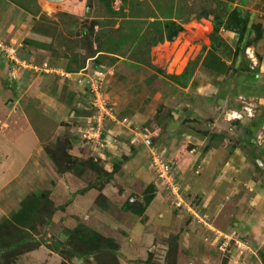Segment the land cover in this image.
<instances>
[{"label":"rangeland","instance_id":"1","mask_svg":"<svg viewBox=\"0 0 264 264\" xmlns=\"http://www.w3.org/2000/svg\"><path fill=\"white\" fill-rule=\"evenodd\" d=\"M9 1L30 15L25 18V27L20 30L27 35H17L13 44L16 46L17 41L21 43L18 54H13L16 58L15 65L24 67L23 69L31 67L34 73H49L48 68H52V63L53 67H61L64 71L55 72L64 77L60 85L52 84L50 87L53 80H48L50 82L44 84V89L48 92L54 89L57 98L64 99V104L70 111L76 108L77 102L84 106L80 109L84 112V119L74 120L72 113L68 117L67 109L63 108L66 112L52 121L56 125L41 128V135L46 137L42 139L40 156L36 157L35 162L37 166L45 167L48 175H44L45 171L40 175V170H33L34 164L32 169L24 164L18 168L20 172L14 174L16 176H10L14 178L0 192V195H4L2 193H8L9 189L19 187V190L14 191L15 195L5 201V206L0 207V210L6 211V217L0 214V225L18 210L24 196L34 194L42 197L34 205L35 212L29 224H20L22 229L29 231L32 242L27 243L23 249H15L9 264L108 262L109 254L101 251L97 254L89 253L86 258L75 257L70 253L67 240H72L70 230L78 225L112 239L118 264L242 263L245 259L242 261L244 247L242 249L240 243L247 242V239L239 237V233L244 234L243 229L232 222L221 221V218L218 221L217 218L211 219L208 225L205 223L202 213L206 206L215 208L217 201L214 200V185L204 181L224 173L221 166L229 165L230 159L227 158L232 148L238 147L243 155L244 165H257L255 161L259 160L255 156L258 153L256 149H259L264 137L258 134L263 128L262 124H256V121L263 119L262 112L257 110L258 104L249 96H243L245 90L240 92L241 97L231 98V101L224 100L226 95L223 93H227L232 85H237L240 79L248 81L252 68H257V61L261 58V37L255 43H246V30H249L251 24L259 23L262 34L264 0H132L133 8L128 7V2L122 6L120 0ZM232 7H237L246 15V28L242 33L219 30L225 43L233 49L235 46L239 49L235 50L234 55L232 50L229 59H226L208 47L207 35L211 29L212 15L200 16L204 12L224 14ZM153 14L160 19L164 15L170 16L181 25L182 30L170 41L158 42L141 50L136 47L135 53L132 52L133 43L130 39L124 40L115 53L105 52L107 48L113 49L110 44L112 40L124 39L131 36V33L134 37H140L149 20H152L149 16ZM141 20H145L141 28L132 32V28L137 27ZM28 30H31L30 33H27ZM249 34L253 35L250 31ZM9 36L10 34L6 38H0L10 45L11 39H7ZM24 37H32L46 46L37 47L33 42L27 43L29 47L23 46ZM26 52L29 57L24 56ZM38 53L44 57L39 61L36 56ZM208 53L228 63L224 77L228 80V85L224 87L227 90H214L217 101L210 112L188 113L186 107V113L180 114L182 105H188L182 94L186 93L188 99L194 96L200 83L206 80L213 82L212 70L204 68L208 60H203V55ZM196 56L199 57L197 64L184 87L167 77L169 74H178L185 63ZM138 58H146L151 66L136 62ZM97 63H101L106 69H94L98 76L95 78L97 83H91L88 76ZM82 67L86 73L80 83H77L74 75L67 77L68 73H76ZM246 67L250 72L246 71ZM67 68L73 71L69 72ZM215 68L222 70L220 64H216ZM4 75L6 76V72ZM86 78L88 82L85 81ZM4 82L8 86L9 81L5 79ZM20 84L23 85L24 80ZM92 86L97 88V100L103 99L105 107L112 108V122L103 114L96 122L95 116L99 110L89 103L95 99ZM248 87L246 90L249 91ZM21 89L18 90V95H22L23 99H28V95L33 97L37 92H25ZM154 95L159 100L149 107L148 102ZM36 99H33L34 102ZM124 103L128 109L123 106ZM43 107H48V104ZM230 108H234L236 112H229ZM136 112L143 116L136 115ZM249 117L255 122L249 120ZM123 119L125 120L122 121ZM93 123L104 135L103 138H109L108 141L115 146L112 152L114 158H108L105 165L99 160L94 161L87 150V142L79 135L81 128L78 130V126L86 128ZM114 123L122 127L115 126ZM114 126L120 133L113 134ZM48 128L54 130L52 143ZM130 129L133 130L132 136L127 134ZM183 133L194 134L199 139L195 144L194 135L186 136ZM250 136L251 144L248 143ZM76 137L83 144L79 141L77 147L72 148ZM132 138L136 145L129 142ZM253 139L257 144H254ZM19 140H24L22 143L27 144V148L35 141L31 132L27 136H19ZM252 149L255 151H251ZM62 152L71 158L68 163L59 160ZM74 159L75 162L70 163ZM234 160L231 159L230 162ZM91 162H95L100 172H109L115 166L116 169L127 170L114 175L112 173L109 178H98L91 170ZM129 163L139 170L134 175ZM165 163L168 173L167 179L162 183L165 170L157 167L164 166ZM239 163L238 160L237 164ZM191 164L194 165L193 169L183 172L184 166L192 167ZM259 164L261 163L258 161ZM177 165L181 167L178 168ZM257 166L253 170L261 173L256 169ZM159 170L163 177L156 180L153 172L157 175ZM57 175L61 178L57 177L59 183L54 181ZM148 183H153L152 191L148 190ZM105 187L106 194L101 192ZM88 190L91 191L87 192ZM80 193H86L87 197L83 198V195L77 199ZM146 195L150 197L148 206H144L142 201ZM75 199L90 202L86 212H78L79 206L70 203ZM210 226L215 231L210 230ZM6 230L8 232V227ZM6 230H0L2 236L7 234ZM3 244L8 245V241H3ZM233 252L235 260H231Z\"/></svg>","mask_w":264,"mask_h":264},{"label":"crops","instance_id":"2","mask_svg":"<svg viewBox=\"0 0 264 264\" xmlns=\"http://www.w3.org/2000/svg\"><path fill=\"white\" fill-rule=\"evenodd\" d=\"M25 12L26 11H22V9L21 10L18 9V7H16L14 2H11L9 0H0V36L3 38H6V35L10 34V36L7 37V39H11V41H9L10 45L4 39L3 40L11 47L12 52L13 54L15 52V55L18 54L17 50L21 49L19 47L21 43L17 41L16 46H14L13 45L14 41L17 35L25 34V33L20 32V30L21 28L25 27V22H24L25 18L30 16L28 15V13H25ZM30 31L28 30L27 33H30ZM24 38L25 40L26 39L36 40L32 37H29V38L24 37ZM24 38H22V40ZM25 40H23L22 42L23 46L24 45L26 46L28 43V42H24ZM260 40H261V43H260L261 49H260L259 54L261 58H259V61H257L256 77L251 78V79L247 78L248 81L244 79H240L239 82L236 83L237 85H232V87L229 89L227 93L225 92L223 93L224 95H226L224 96L223 99L226 101L227 100L231 101V98L233 99L234 97H241L240 92L246 91L245 94H243V96L244 95L246 97L249 96L252 101L258 104L257 110L259 112H262L263 114L264 113V25H263V31H262ZM27 52L24 53L25 54L24 56L29 57V54H27ZM36 56L39 61L41 60V57L43 55H40L38 53ZM203 60H208V62L206 63L207 66L205 65L204 68H206V70H209V69L212 70L213 74H211L212 75L211 77H212L213 82H211L210 80H206L205 82L200 83V86L196 88L195 92L193 93L194 96L189 97L188 99L186 97V93L182 94V96L186 98V101H188L187 102L188 105L186 104L182 105V107L180 108L181 110L180 114L186 113L185 111L187 109H188L187 110L188 113L210 112V110H212V107L216 105L215 102L217 101V98H215L216 96H214V93H215L214 90L215 91L218 90L220 92L227 90L224 87L228 85V80L224 77L228 69L227 68L228 63L224 61L222 58H218V56L211 54V53L203 55ZM13 61L6 59L0 53V192L6 189V187H8V184L12 181L14 176H16L20 172L18 168H20V166H24V164L25 165L27 164L30 168L32 167V164H34L35 166L33 170H37V169L40 170L39 171L40 175L43 174L45 171L44 175H48L46 170H44L45 167L41 168L42 166L41 165L40 167L37 166V163L35 162L36 157L40 156L39 153L41 151L40 145L42 143V139L43 137H46L45 135H41V132L44 129L43 126L46 125L47 127H50V126L52 127L53 125H56V123L55 122L52 123V121L57 120L58 118H60L59 116L62 113L66 112V111H63V108L67 109V115L71 113L74 115L72 110L71 111L70 109L68 110L67 108L68 106L64 104V99L62 100L60 98H57L56 92L54 91V89L53 91L50 90L49 92L47 89H44L45 88L44 84L50 82L48 80H53L50 83V87L52 86V84L59 86L60 82L63 81L64 77H62L63 75H60L55 72L61 71V70L64 71V69H62L61 67L55 66V65L53 67L52 65L53 63H52L50 64V67L52 68L48 70L49 73H40V72L34 73V71H32L30 67L29 69H23L24 67H17L18 65H15V61L14 62ZM47 62L49 63L48 60ZM216 64L217 65L220 64V66H222V70H217L215 68ZM54 68L58 70H54ZM99 68H101L102 70L106 69L105 66H102L100 64L93 67V69H99ZM5 72H6V76L4 75ZM84 73H86V71L84 67H82L80 71L76 73H70V74L68 73L67 77L69 78L70 75H74L75 80L78 83L81 80V78L84 77L83 76ZM204 74L207 75L205 72ZM5 79L9 81L7 82L8 86L5 85V82H4ZM21 80H24L23 85L20 84ZM38 84L40 85V87ZM248 86L252 89V91ZM246 87L249 88V91L246 90ZM20 89L21 90L24 89L25 92L29 90L32 93H33V90L37 92L35 93V95H33V97H30V95H28V99H23L22 95H18L19 94L18 90ZM128 92L132 93V91H128ZM34 98H37L35 102L33 100ZM122 99L125 100L124 97ZM158 100L159 98L155 97V95L151 96L148 102L150 103L149 107L154 102H157ZM44 104H48V107H43ZM123 106L126 109H128L126 103H124ZM23 108H25V111L27 112H25ZM81 108H84V106L77 102L76 109L80 111ZM228 111L234 112L235 109L230 108ZM80 113L74 115L75 116L74 120L84 119L83 118L84 114H82L84 112L81 110ZM136 115L143 116V114H137V112H136ZM68 117H70V115H68ZM248 119H250V117ZM110 121L112 122L111 119ZM114 125L119 126V125H116L115 123ZM115 126L113 127V129L111 128L113 134L115 133L118 134V132L120 133V130H117ZM119 127H122V126H119ZM261 127L263 128L260 129L258 134L264 137V118H263ZM80 128L81 129L83 128L82 125L78 126V130ZM49 130L51 131L50 132V140H51L50 142L52 143L54 141V137H53L54 130L53 129L51 130L50 128H48V131ZM134 131H135V128H134ZM29 132L33 134L35 141H33L34 143L30 148H27V144L22 143L24 140H19V136L20 137L27 136ZM107 133H108V130H107ZM23 134H26V135H23ZM127 134L132 136L133 130L130 129V131ZM79 135H80V132H79ZM183 135L190 136L194 134L183 133ZM194 139H195V144H196L197 142L196 140H198L199 138L196 135H194ZM104 140H105V144L101 150H97L93 146H90L88 143H86L87 150L90 152L91 156L95 159L94 161L99 160L101 161L103 165L107 163L108 158H114L113 157L114 155H112L113 154L112 152L115 147L113 142L108 141L109 138L107 140L104 138ZM133 140L134 138H132L131 141L129 142L133 143ZM79 141L80 140H78V138L76 137V142L73 143L71 147L76 148L77 145L79 144ZM145 142L147 143L148 140H145ZM253 142L254 144L255 143L257 144L255 139H253ZM133 144L136 145L137 143H133ZM89 148L90 149L94 148V149L89 150ZM256 150L258 151V153L254 155L258 156L259 160H256L255 163L257 165H258V161L261 163L257 166L256 169L261 171V173L253 170V167L255 166L254 164L249 163L248 166L244 165L243 155L238 150V147L237 148L235 147V148H232V151L231 150L229 151L230 155L227 158V159H230V161L231 159H235L234 162L228 161L229 165L224 164L221 166V169L224 173L219 176L213 177L210 180L207 179L206 181H204L205 183L209 185H214L213 187L216 191V198L214 200L217 201L215 208L206 206L204 213H202V216L203 218H205L204 220L206 221L205 223L208 225L209 222H211L210 221L211 219L214 220L217 218L216 221H218L221 218L220 219L221 221L232 222L235 224L236 227L243 229L244 234L239 233V237L245 238L244 240L247 239V242L245 241V242L240 243V246L242 247V249L244 247L243 249L244 256L242 258V261L244 258L245 259L242 263H238V264H264V173H263L264 140H262V144L259 146V149L257 148ZM219 151H222V150H219ZM227 151L228 150L226 149V152ZM251 151H255V149H252ZM70 152L72 153V151ZM137 152L136 153L134 152L135 155L137 154ZM192 156H194V154ZM238 160L240 162L239 165L237 164ZM129 165L131 166L130 170L131 169L133 170V173H132L133 175L135 172L139 171L136 168L132 167L133 164L129 163ZM177 166L178 168L181 167L179 165ZM193 166L194 165H192V167L190 165L184 166L183 172H186V171L190 172V170L193 169ZM48 169L50 170V172L54 174V172L51 170L49 166H48ZM121 170L120 168L116 169L113 172V175L116 174L117 172H125V170L127 169H121ZM12 175L14 176L10 178V176ZM57 177L60 178V176L57 175L54 181L59 183V180ZM4 180H7V182H4ZM105 189L106 187L103 188L101 192H105L104 191ZM17 190H19V187H15L12 190L9 189V192H8L9 194L6 192V193H2L4 195H0V207L1 208L2 206H5V203H6L5 201H9V198L15 195L14 191H17ZM90 191L91 190H88L87 192H90ZM85 194L80 193L77 199L82 198V196ZM104 194H106V192ZM86 197L87 195H85L83 198H86ZM81 200H84V199H81ZM70 203L73 206H79L78 212L80 211L86 212L87 207L90 204L89 201H76V199L73 201H70ZM5 212L6 211L3 209L0 210V214L2 215H4ZM4 216L6 217V215ZM210 228H209L210 230L215 231V229L212 228L211 226ZM237 251H238V248H237ZM232 254H233V258L231 260H235L234 259L235 252H233ZM231 260L230 262L233 263Z\"/></svg>","mask_w":264,"mask_h":264},{"label":"trees","instance_id":"3","mask_svg":"<svg viewBox=\"0 0 264 264\" xmlns=\"http://www.w3.org/2000/svg\"><path fill=\"white\" fill-rule=\"evenodd\" d=\"M120 2L122 6H124L128 2V5H130L128 7L133 8L134 4L132 5L133 3L132 0H120ZM209 15H212V18H211V29L207 35V38L209 41L208 47L212 51L217 52L220 56L226 59H229L230 57L229 55L232 53V50H234L233 51V55H234L235 50L237 51L239 49L237 46H235V48L233 49L227 43H225L219 35V30L223 29V30H230V31L242 33L246 28V20H245L246 15H243L242 12L237 7H232L228 12H225L224 14H219V15L218 13L212 14V13L204 12L200 16V18L203 16L208 17ZM146 16H149V15H146ZM149 18H152V20H149L145 30L141 32L140 37H136V36L134 37L133 33H131V36H126L124 39H118L115 41L112 40L110 44L113 45L112 47L113 49L107 48L105 52L115 53V50H117L121 46L124 40L130 39L131 42L133 43L132 52L135 53L137 52L136 47H138V49L141 50L144 48L146 49L148 46L155 45L158 42L170 41L176 36V34L179 31L182 30L181 25L177 23L176 21H174L170 16L164 15L162 16V19H160L154 16L153 14L152 16H149ZM143 21L145 20H141V22L137 23V25L138 24L139 25L137 27H133L132 32H134L136 29L139 30L143 24ZM246 31H247L246 43H251V42L255 43L261 37V25L259 23H256L254 25L251 24L249 30H246ZM249 31L253 33L252 36L249 34ZM140 39H142L143 42ZM239 40L240 39H238V41ZM24 42H28V43L33 42V44L36 46L37 45L46 46L42 44L41 42H38L35 40L32 41L30 39H26ZM113 57L115 58V56ZM198 58L199 57L196 56L193 59L188 60L185 63L182 70L178 74H169L167 75V77L171 81H173L175 84H178L184 87L192 76L193 69L195 65L197 64ZM136 62L151 66L149 61L146 58L144 59L138 58L136 59ZM96 65L94 64V66ZM245 69L247 72H250L247 69V67ZM252 69L253 71L249 74V78L256 77L257 68L253 67ZM67 71L72 72L73 70L71 68H67ZM80 111L76 108L72 110L74 115L79 114ZM262 116L264 118V113L262 114ZM252 121L255 122L254 119H252ZM256 122H257L256 124H262L263 119L258 120ZM248 143L249 144L252 143L251 137H249ZM58 158L60 161L63 160L65 163H68V159H71L69 155L66 154L65 152L60 153ZM74 162H75V159L72 160L70 163H74ZM81 164L82 163L80 162L79 165ZM64 166L69 167V165H64ZM90 167H91V170L96 174L98 178H102V177L109 178L111 174L117 168L115 166L109 172L108 171L100 172V169L95 164V162L94 163L91 162ZM57 170H59V168ZM147 187L149 191H152L153 183H148ZM146 194H149V193H146ZM41 198L42 197L40 195L34 196V194L33 195L28 194L24 196V198L20 201V206L18 210L12 213L11 218L3 220L2 225H0V230L4 229L5 231L6 228L8 227V232L6 230L7 234L4 236H2L3 233L0 232V264H9L10 257L13 256L12 252L15 249L17 248L23 249L27 243L32 242V237L30 236L29 231L26 230V228L22 229L20 227V224L24 226L29 224L35 212L34 205L36 201L38 200L40 201ZM149 199L150 197L148 195H146L142 199L144 206L147 205V202L149 201ZM77 227H75L73 230H70L72 240H69V239L67 240V244H70L68 246V250L70 251V253L73 254V256L86 258V256L89 253L97 254L101 251V252H104L105 254L106 253L109 254L110 256L107 259L108 262L106 261L105 264H118L116 254H115V249H113L112 247L113 245L112 239H110L109 237H103L99 235L98 233L94 232L93 230H89L81 226L79 227V225ZM3 241H8V245H4ZM89 244L90 246L88 247Z\"/></svg>","mask_w":264,"mask_h":264},{"label":"built area","instance_id":"4","mask_svg":"<svg viewBox=\"0 0 264 264\" xmlns=\"http://www.w3.org/2000/svg\"><path fill=\"white\" fill-rule=\"evenodd\" d=\"M0 53L6 59L12 60V61L13 60L16 61V58L13 56V52H12L11 47L5 41H3L1 38H0ZM20 64H22V66H25V65H23V63H20ZM33 66H35V65H33ZM37 70H40V69H37ZM48 70H49V68H48ZM95 72L96 71L93 69L89 73L88 77H90V80L92 81L91 83H97L96 82L97 80H95V78L97 79L98 76L96 75ZM87 78H86V81L88 82ZM92 78H94V79L92 80ZM92 88H93L92 93L95 95V99H94V101L89 102V103H90L91 107L93 106L94 109H98L99 110V113L96 116L93 114V116H95L96 122L99 121V118L101 119V115L102 114L107 116L111 120H114V116H112V114H111V109L112 108L111 107H105V105L103 103V99H102V101L97 100V97H98V91H96L97 88H95V86H92L91 90H92ZM96 106H97V108H95ZM124 120L125 119H123L122 121H124ZM80 136H82L84 138V140L88 144H91L92 146H94L95 148H98V149H101L104 146V144H105V140L102 137L103 134L101 133V131L97 127H94V123L89 125V127L81 129ZM157 169H164L165 170V176L164 177L162 176L160 170H159V174L157 172V175H156L157 178L158 177H163L162 178L163 179L162 183H163L167 179L166 177H167V173H168L167 172L166 163L164 164V166L163 165H159L157 167Z\"/></svg>","mask_w":264,"mask_h":264},{"label":"clouds","instance_id":"5","mask_svg":"<svg viewBox=\"0 0 264 264\" xmlns=\"http://www.w3.org/2000/svg\"><path fill=\"white\" fill-rule=\"evenodd\" d=\"M2 56H3V55H2ZM3 57H4V56H3ZM89 145H90V146H92L91 144H89ZM93 147H94V146H93ZM103 147H104V146H103ZM103 147H102V148H103ZM94 148H95V147H94ZM94 148H91L90 150H92V149H94ZM102 148H101V149H102ZM95 149H97V150H101V149H98V148H95ZM153 174H154V176H155V179H156V178H157V176L155 175V173H154V172H153ZM156 180H157V179H156Z\"/></svg>","mask_w":264,"mask_h":264},{"label":"water","instance_id":"6","mask_svg":"<svg viewBox=\"0 0 264 264\" xmlns=\"http://www.w3.org/2000/svg\"><path fill=\"white\" fill-rule=\"evenodd\" d=\"M263 173H264V168H263Z\"/></svg>","mask_w":264,"mask_h":264}]
</instances>
